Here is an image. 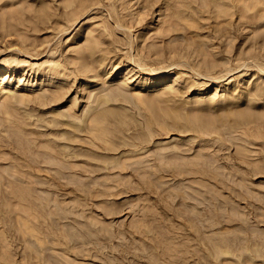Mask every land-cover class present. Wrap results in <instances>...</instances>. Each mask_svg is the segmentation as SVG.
<instances>
[{
	"label": "rangeland",
	"instance_id": "rangeland-1",
	"mask_svg": "<svg viewBox=\"0 0 264 264\" xmlns=\"http://www.w3.org/2000/svg\"><path fill=\"white\" fill-rule=\"evenodd\" d=\"M70 1L0 0V162L42 181L0 218V264H264V0L196 15ZM18 132L42 145L36 162ZM201 154L229 164L222 182L186 161Z\"/></svg>",
	"mask_w": 264,
	"mask_h": 264
},
{
	"label": "bare ground",
	"instance_id": "bare-ground-1",
	"mask_svg": "<svg viewBox=\"0 0 264 264\" xmlns=\"http://www.w3.org/2000/svg\"><path fill=\"white\" fill-rule=\"evenodd\" d=\"M90 1V0H89ZM179 1V0H178ZM177 0H176V2H174V3H179L180 4V2H181V4L180 5H176V7L179 9V8H181L182 10L184 9V10H186V12H187V10H189L190 12H192V14L194 13L195 15H196V13H204V12H209V13H213V12H215V11H220V9H221V11L223 10V5L224 4H228V5H230V4H232V3H234V0H181V1H179L178 2ZM173 3V4H174ZM241 4V3H240ZM89 5V3H88V0H71L70 1V5H67L68 6V8L71 6V9L72 10H74V9H79L80 11H83L84 9H86V8H88L87 6ZM90 5H91V3H90ZM223 6V7H222ZM244 6V5H243ZM245 6H247V4H245ZM245 6H244V8H245ZM27 7H28V5H27ZM37 7V6H36ZM73 7V8H72ZM226 7V6H225ZM245 9H247V8H245ZM251 9V8H250ZM183 10V11H184ZM244 10V9H243ZM176 11V10H175ZM181 11V10H180ZM245 11V10H244ZM69 12V11H68ZM259 12V11H258ZM25 13V12H24ZM26 13H27V11H26ZM148 13V12H147ZM178 13H182V12H178ZM189 13V12H188ZM259 13H262V12H259ZM191 14V15H192ZM193 14V15H194ZM35 17H38L39 18V15H37L36 13H35ZM222 14H220V16H221ZM7 16V15H6ZM224 16V15H223ZM244 16H245V14H244ZM42 17V16H41ZM186 17V16H185ZM217 17V16H216ZM242 17V16H241ZM249 18V17H248ZM7 19V18H6ZM258 19V18H257ZM8 21V20H7ZM7 21H5V22H7ZM258 21H259V19H258ZM4 22V21H3ZM174 22V21H173ZM255 22V21H254ZM253 22V23H254ZM12 23L13 22H11V25H12ZM15 23V28L17 27L18 28V26L16 25V22H14ZM245 23V22H244ZM10 25V22L8 23L7 22V25ZM196 24V23H195ZM219 24V23H218ZM237 24V23H236ZM256 24V23H255ZM4 26H2V28L3 27H5L6 25L5 24H3ZM8 25V26H9ZM10 25V26H11ZM34 25V24H33ZM163 25H164V23H163ZM184 25V24H183ZM185 26V25H184ZM207 26V25H206ZM258 26V25H257ZM35 27V26H34ZM39 27V26H38ZM168 27V26H167ZM6 28H8V27H6ZM11 28H13V27H11ZM15 28H13V30H15ZM228 28V27H227ZM4 29V28H3ZM9 29V28H8ZM21 30V29H20ZM161 30H162V28H161ZM226 30V29H225ZM4 31V30H3ZM5 31H6V29H5ZM67 31V30H66ZM7 32V31H6ZM226 32H227V30H226ZM229 32V31H228ZM121 33V32H120ZM188 33V32H187ZM224 33V32H223ZM197 36V35H196ZM196 39V38H195ZM212 41V40H211ZM34 42V41H33ZM202 42H204V41H202ZM31 43V42H30ZM36 43V42H35ZM195 43V42H194ZM207 44V43H206ZM195 45H197V43L195 44ZM196 49V48H195ZM202 50L204 49V48H201ZM199 50V49H198ZM198 50L196 49L195 51H197L198 52ZM209 50V49H208ZM85 51H87V50H85ZM193 51H194V49H193ZM203 51H205V50H203ZM207 51V50H206ZM205 51V52H206ZM211 51V50H210ZM197 52H196V54L195 55H198L197 54ZM200 52V51H199ZM208 52V51H207ZM209 54H210V52H208ZM211 53H212V51H211ZM212 54H214V53H212ZM201 55H202V53H201ZM205 55V54H204ZM198 56H200V55H198ZM198 56H195V57H198ZM206 56L207 55H205V60H203V61H206V59H208V60H210L209 58H206ZM210 56V55H209ZM214 56V55H213ZM208 57V56H207ZM198 59V58H197ZM199 59H203V58H199ZM207 60V61H208ZM194 62H196L195 61V59H194ZM192 65V64H191ZM2 69H0V71H1ZM1 73V72H0ZM11 77V75H8V72L7 73H3V74H0V86H1V81L2 80H6V79H9ZM215 81V80H214ZM208 85V84H207ZM18 87V86H17ZM1 88V87H0ZM262 90V89H261ZM260 90V91H261ZM259 91V92H260ZM263 91H264V89H263ZM262 92V91H261ZM263 94H264V92H262ZM257 94H259V93H257ZM260 95H262V94H260ZM259 95V96H260ZM256 96V95H255ZM254 98H256V97H254ZM216 98H214V100H215ZM223 100H225L224 98H223ZM223 100H222V98L221 97H218L216 100H215V104H221V105H223L222 104V102H223ZM256 102H258V101H256ZM261 102V101H260ZM260 102H259V104H260ZM210 103H214V101L213 100H210ZM225 105V104H224ZM251 105V104H250ZM255 105V104H254ZM253 105V106H254ZM263 105V104H262ZM258 106V105H257ZM249 107H251V106H249ZM255 108V107H254ZM253 112V111H252ZM251 112V113H252ZM255 112H253L252 114H250L249 116H247V118H251L252 117V115L254 114ZM257 116H258V118H259V125L260 126H263L264 127V112H259V111H256V113H255ZM245 119V118H244ZM243 122H245V121H243ZM243 122H235V123H233V124H237V123H243ZM20 125V124H19ZM21 126V125H20ZM23 126V125H22ZM237 126V125H236ZM262 127V128H263ZM261 129V128H260ZM10 130V129H9ZM262 130H264V128L262 129ZM261 130V131H262ZM11 132V131H10ZM13 132H15L14 134H16V130H14L13 129ZM13 132H11V133H13ZM19 133V132H18ZM17 133V134H18ZM24 134V133H23ZM10 136H11V134H9ZM19 135H20V133L18 134V135H12V136H14V137H17V138H12V136L11 137H9L10 138V140H11V142H13V143H15V144H17V146H21L22 148L23 147H25L27 150H26V154H27V156L29 157V159L28 160H31V161H37L38 160V158L41 156L40 155V149H42L43 147H38V146H42V145H38V144H34V143H37L36 141L35 142H33L32 141V139L30 138V137H28V135L26 136V138L25 139H21V138H19ZM232 135H234V134H232ZM241 135V134H240ZM234 136H236V135H234ZM3 137V136H2ZM236 137H240V136H236ZM242 137H243V134H242ZM30 138V139H29ZM4 141H5V139H7V138H2ZM247 140H250L249 138H247ZM8 140H6V142H7ZM5 142V143H6ZM2 144L4 143V142H1ZM9 143V142H8ZM7 145V144H6ZM168 149H170V148H168ZM178 150H179V152H177L176 154H181L180 152H182V150L183 149H180V148H177ZM177 149H175L174 150V148H172L171 149V152L172 153H174V151L176 152L177 151ZM43 151V149L41 150V152ZM170 151V150H169ZM169 151H168V153H169ZM44 152V151H43ZM167 152V151H166ZM171 152H170V154H171ZM241 154H243L244 155V153H243V151L242 150H240L239 151ZM161 154V153H160ZM184 154V153H183ZM168 155V154H167ZM182 155V154H181ZM181 155H178V157H180L181 158ZM202 155V158H195V159H190V160H186L187 162H189L190 163V165H191V163H192V166H194V168H195V170H197V169H199V170H202L203 172H207V173H210V174H214L215 176H211V177H215V178H218L219 180H221V182H222V180H223V178L225 179V177H220V175L221 174H224V173H226L227 172V170L225 169V167L224 166H226V165H229V164H223V163H221V162H219L218 161V159L216 158V155H207L206 156V154L204 155V154H201ZM42 156H43V154H42ZM53 156H54V152H53ZM186 156V155H185ZM184 156V157H185ZM2 158V157H1ZM13 158V164H5V165H3L2 164V162H0V218H13L16 214H18V213H20L21 212V210H22V205H23V203H26V202H29V201H33V200H35V197H36V194H37V189H38V187L40 186V183L42 182L39 178H29V177H27L26 176V174H25V164H24V162H21V161H19L18 160V158H16L15 156H12L11 157V159ZM14 158H16V159H14ZM180 158H179V160H178V158H177V160L179 161V162H177L175 165H173L172 167H177V169L176 168H174L175 170H178V168H179V172L181 171L182 172V170L183 171H185V170H187L188 169V163H186L185 161H184V159L183 160H180ZM183 158V157H182ZM181 158V159H182ZM27 159V158H26ZM186 159V158H185ZM4 163V162H3ZM11 163H12V161H11ZM175 163V162H174ZM31 164V163H30ZM30 164H28V165H30ZM34 164V163H33ZM36 164V163H35ZM52 164H54V163H52ZM13 165H16L17 167H18V169L15 171V170H13ZM189 165V166H190ZM199 165V166H198ZM171 167V168H172ZM164 168H168V167H164ZM170 168V169H171ZM190 168H191V166H190ZM161 169H163V168H161ZM173 169V170H174ZM181 169V170H180ZM164 170V169H163ZM167 170V169H166ZM172 170V169H171ZM170 170V171H171ZM33 171V170H32ZM34 171H35V169H34ZM33 171V172H34ZM158 171V170H157ZM30 172V171H29ZM169 172V171H168ZM175 172V171H174ZM178 172V171H177ZM186 172V171H185ZM188 172H190V171H188ZM196 172V171H195ZM170 174H171V172H169ZM176 173V172H175ZM191 173V172H190ZM206 173V174H207ZM29 175V174H28ZM174 175V174H173ZM177 175H178V173H177ZM209 175V174H208ZM179 176V175H178ZM178 176H176V178L178 177ZM173 178V177H172ZM228 178V177H227ZM226 178V179H227ZM174 179V178H173ZM231 179V178H230ZM225 181V180H224ZM28 182V183H27ZM221 182H219V184H221ZM226 182V181H225ZM24 183H26V185H23ZM182 183V187H184V185H183V183L184 182H181ZM181 183H179V184H181ZM179 184H178V186H179ZM185 184V183H184ZM225 184V183H224ZM222 185H223V183H222ZM225 185H227V183L225 184ZM25 186H29L30 188V192L29 193H27V194H24V192H23V189H24V187ZM177 186V185H176ZM181 187V186H180ZM180 187L178 188V192H177V196L179 197L180 195L182 196V195H184V192L182 193V192H180ZM174 188H176V187H174ZM184 188H186L187 189V187H184ZM183 188V189H184ZM171 190V189H170ZM170 190L168 191V192H170ZM173 190V189H172ZM171 190V191H172ZM176 190V189H175ZM175 190H173L174 192H175ZM181 190H182V188H181ZM187 190H189V189H187ZM173 191H172V194H173ZM191 192V191H190ZM194 190L192 191V193L194 194ZM198 192H200V191H198ZM214 192V191H213ZM186 193V192H185ZM192 193L189 195V193H187V195H188V197L189 196H191L192 195ZM195 193H197V191L195 192ZM208 193V192H207ZM206 193V194H207ZM175 194V193H174ZM200 194V193H199ZM204 194V193H203ZM168 195H170V193L168 194ZM168 195H166V196H168ZM176 195V194H175ZM175 195H173V196H175ZM186 195V194H185ZM198 195V193L195 195V196H197ZM176 196V197H177ZM205 196V195H204ZM170 197V196H169ZM168 197V198H169ZM172 197V196H171ZM175 197V198H176ZM187 197V196H186ZM192 197V199H193V196H191ZM174 198V197H173ZM182 198V197H181ZM190 198V197H189ZM188 198V199H189ZM194 198H198V197H194ZM216 198V197H215ZM163 199H166L167 200V198H163ZM186 199V198H185ZM184 199V197H183V199L181 200V202L179 201L178 203L179 204H181V209H182V211H183V209L185 210V211H187V212H193V210L190 208V203L189 202H187V200H185ZM166 200L164 201L165 203L164 204H167V202H168V200H167V202H166ZM171 200H173V199H171ZM170 200V198H169V201H171ZM191 200V198L189 199V201ZM176 201V200H175ZM193 201H195L196 202V199L195 200H193ZM226 201V200H225ZM163 202V201H162ZM191 202V201H190ZM159 203H161V202H159ZM170 203V202H169ZM168 203V204H169ZM172 203H175V202H172L171 201V203L170 204H172ZM177 203V202H176ZM175 203V204H176ZM197 203V202H196ZM196 203L194 204L193 202H192V204H194L195 206H197L196 205ZM227 203H229V202H227ZM198 204V203H197ZM173 205V204H172ZM172 205H169V207L168 206H166V207H168V208H170V206H172ZM174 206V205H173ZM172 206V207H173ZM170 208L171 210L174 208ZM176 207H177V205H176ZM179 207V206H178ZM191 207H193V206H191ZM194 208V207H193ZM180 209V210H181ZM195 209V208H194ZM169 210V209H168ZM175 210V209H174ZM179 210V209H178ZM177 210V211H178ZM185 211H184V213H185ZM198 212V211H197ZM196 211L194 212V213H192V216H196L197 217V220H198V216L200 217V213H197ZM200 212V211H199ZM174 214V213H173ZM179 214V213H178ZM188 214V213H187ZM190 214V213H189ZM208 214V213H207ZM212 214V213H211ZM168 215V214H167ZM175 215H177V214H175ZM179 215H181V213L179 214ZM182 215H183V213H182ZM210 215V214H209ZM213 215H214V213H213ZM169 216V215H168ZM186 216V215H185ZM190 216H191V214H190ZM189 215H188V217H190ZM215 216V215H214ZM179 217H181V216H179ZM196 217L194 218L195 220H196ZM209 217H211V216H209ZM213 217V216H212ZM172 218V217H171ZM186 218V217H185ZM191 218V217H190ZM169 220H173V219H169ZM194 220V221H195ZM173 223V222H172ZM195 223H196V221H195ZM169 224H171V223H169ZM172 226V225H171ZM170 226V227H171ZM209 226V225H208ZM213 226V225H212ZM173 227V226H172ZM180 227V226H179ZM182 228V227H181ZM172 230H173V228H172ZM180 230V229H179ZM168 231H170V230H168ZM173 232V231H172ZM181 232H182V230H181ZM171 233H169V235H170ZM170 238H171V236H169ZM173 238H174V236H172ZM172 238V239H173Z\"/></svg>",
	"mask_w": 264,
	"mask_h": 264
}]
</instances>
